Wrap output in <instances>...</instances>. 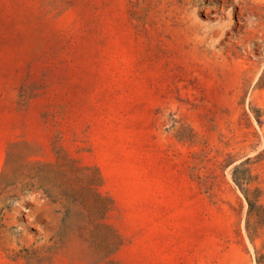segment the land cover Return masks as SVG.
Instances as JSON below:
<instances>
[{"label":"rangeland","instance_id":"374dc122","mask_svg":"<svg viewBox=\"0 0 264 264\" xmlns=\"http://www.w3.org/2000/svg\"><path fill=\"white\" fill-rule=\"evenodd\" d=\"M242 187L264 0H0V264H264Z\"/></svg>","mask_w":264,"mask_h":264},{"label":"trees","instance_id":"16d2710c","mask_svg":"<svg viewBox=\"0 0 264 264\" xmlns=\"http://www.w3.org/2000/svg\"><path fill=\"white\" fill-rule=\"evenodd\" d=\"M235 179L238 181V184L240 186H243V184H247L250 182V178L248 176H236ZM242 189L244 188L242 187ZM244 192L246 194V199L248 201L249 211L256 212L258 214L259 221L263 223L264 222V205L259 200L258 189L251 190L250 188L247 187L244 189Z\"/></svg>","mask_w":264,"mask_h":264}]
</instances>
